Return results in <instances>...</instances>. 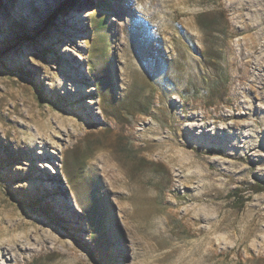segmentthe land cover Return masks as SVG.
Wrapping results in <instances>:
<instances>
[{
	"label": "rangeland",
	"instance_id": "1",
	"mask_svg": "<svg viewBox=\"0 0 264 264\" xmlns=\"http://www.w3.org/2000/svg\"><path fill=\"white\" fill-rule=\"evenodd\" d=\"M131 2L0 0V264H264V0Z\"/></svg>",
	"mask_w": 264,
	"mask_h": 264
},
{
	"label": "bare ground",
	"instance_id": "2",
	"mask_svg": "<svg viewBox=\"0 0 264 264\" xmlns=\"http://www.w3.org/2000/svg\"><path fill=\"white\" fill-rule=\"evenodd\" d=\"M177 3V0H132V2L129 3L126 12L127 15L134 16L135 19L141 18L144 21L148 20V22L152 23V28L156 32L155 36L160 41L159 46H152V49L162 50L164 53L163 56L167 55L170 57L171 55H173L174 51L178 50L180 44L187 40V35L190 29H193V25L190 20H178L180 14L171 11L176 7ZM139 25L140 24H138L137 26ZM126 47L127 46L125 45V43L120 41L119 48L121 50H124L126 49ZM171 59L175 61L176 58L171 57ZM247 60L248 61H246V63L248 65L251 62V59L247 58ZM257 65L259 71L254 75L250 83V88L255 92L256 96L261 94L260 92H262L264 88V86L260 85L264 81V57L257 63ZM249 74V69L244 68V71L239 77L242 81H246L245 79L249 77ZM2 227H0V239L2 237L1 232L4 231L5 228ZM11 246L14 248V245L12 243Z\"/></svg>",
	"mask_w": 264,
	"mask_h": 264
},
{
	"label": "trees",
	"instance_id": "3",
	"mask_svg": "<svg viewBox=\"0 0 264 264\" xmlns=\"http://www.w3.org/2000/svg\"><path fill=\"white\" fill-rule=\"evenodd\" d=\"M50 19H53V16H52ZM261 190H263V188H261V189H257V192H259V191H261Z\"/></svg>",
	"mask_w": 264,
	"mask_h": 264
}]
</instances>
